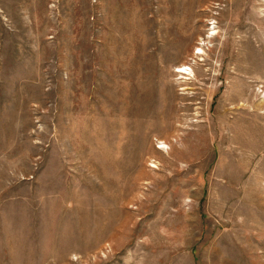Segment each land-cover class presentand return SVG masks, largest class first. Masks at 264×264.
<instances>
[{"label": "rangeland", "instance_id": "obj_1", "mask_svg": "<svg viewBox=\"0 0 264 264\" xmlns=\"http://www.w3.org/2000/svg\"><path fill=\"white\" fill-rule=\"evenodd\" d=\"M0 264H264V0H0Z\"/></svg>", "mask_w": 264, "mask_h": 264}]
</instances>
